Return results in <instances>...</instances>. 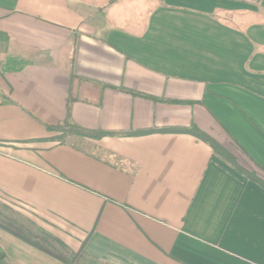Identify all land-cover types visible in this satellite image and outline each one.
Returning a JSON list of instances; mask_svg holds the SVG:
<instances>
[{"label":"crops","instance_id":"1","mask_svg":"<svg viewBox=\"0 0 264 264\" xmlns=\"http://www.w3.org/2000/svg\"><path fill=\"white\" fill-rule=\"evenodd\" d=\"M109 1L0 0V201L95 261L264 264V187L159 131L264 182V0ZM70 92L75 125L157 131L60 142ZM0 264L64 263L0 227Z\"/></svg>","mask_w":264,"mask_h":264},{"label":"trees","instance_id":"2","mask_svg":"<svg viewBox=\"0 0 264 264\" xmlns=\"http://www.w3.org/2000/svg\"><path fill=\"white\" fill-rule=\"evenodd\" d=\"M115 0H110L108 4L112 3ZM126 91V90H125ZM131 94L142 95L133 91H127ZM147 98H150L154 101H167L162 99H157L147 95H142ZM77 96H74L71 92L67 94L66 102V111L64 120L55 125L48 126V130L60 131L61 135L58 140L61 142L67 134H75L81 137H92V138H101L104 136H128V135H139L151 133L155 130H146V131H126V132H114V131H102V130H89L82 128L78 125H75L70 122V106L73 101L77 100ZM179 102V101H175ZM183 103V102H182ZM160 132H171V133H187L193 135L194 137L206 142L213 152L219 155L221 158L229 162L238 172L246 175L247 177L255 180L264 187V182L260 180L253 171H249L242 167L236 160V158L227 151L217 140L206 132L200 130L195 125L189 127H173V128H163L159 130ZM264 169V168H263ZM0 227L10 232L11 234L17 236L23 241L29 243L35 248L57 258L64 264H83V259L88 258V256L83 251V245L77 251H71L68 246L57 239L55 236L46 232L40 228H37L36 224L28 219L22 218L16 211L7 206L6 204L0 203ZM90 261L91 260L88 258Z\"/></svg>","mask_w":264,"mask_h":264},{"label":"rangeland","instance_id":"3","mask_svg":"<svg viewBox=\"0 0 264 264\" xmlns=\"http://www.w3.org/2000/svg\"><path fill=\"white\" fill-rule=\"evenodd\" d=\"M0 203H2L1 201H0ZM12 209H14V210H16L15 208H13L12 207ZM16 212H18L17 210H16ZM22 217V216H21ZM22 218H24V217H22ZM25 219V218H24ZM83 264H109V263H107V262H104V261H90L89 262V260H88V258H84L83 259Z\"/></svg>","mask_w":264,"mask_h":264}]
</instances>
